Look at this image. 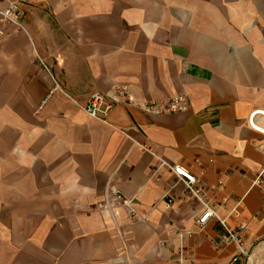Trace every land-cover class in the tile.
I'll use <instances>...</instances> for the list:
<instances>
[{
  "label": "crops",
  "instance_id": "0c3cea01",
  "mask_svg": "<svg viewBox=\"0 0 264 264\" xmlns=\"http://www.w3.org/2000/svg\"><path fill=\"white\" fill-rule=\"evenodd\" d=\"M20 20L0 24V103L19 113L11 160L0 148V264H231L218 240L241 224L264 264V0H23ZM116 85L189 107L120 102L105 124L78 106ZM204 203L219 220L200 226Z\"/></svg>",
  "mask_w": 264,
  "mask_h": 264
},
{
  "label": "built area",
  "instance_id": "2783aa9c",
  "mask_svg": "<svg viewBox=\"0 0 264 264\" xmlns=\"http://www.w3.org/2000/svg\"><path fill=\"white\" fill-rule=\"evenodd\" d=\"M22 5L23 0H0V24L8 23L13 26L22 27L20 20L22 15ZM120 102L136 105L145 112L155 114L185 111L189 107V99L185 94H175L174 96L163 99L140 101L134 98L131 90L125 85H116L104 92L94 90L90 93L88 101L85 104L78 106L90 117L105 124H109L108 114L111 112L113 107ZM258 129L264 137V129ZM171 170L184 182L186 186V194L203 202L202 192L194 186L196 181L195 176L181 165L172 166ZM256 183L259 184V181L257 180ZM114 194L120 204L125 208L130 220L137 222L145 219V216L137 212L132 199L124 198L119 192H114ZM171 202L172 200H168L166 204L169 205ZM204 206V211L197 219L198 225H203L210 217H215L219 220L217 213L213 208L209 207L205 203ZM245 228L246 225L241 224L235 231L228 229L226 234L218 240L219 243H233L236 245L237 255L231 259V264H235L239 258L243 259L244 264H255L251 254L241 242L240 236ZM182 235L183 234H179V236Z\"/></svg>",
  "mask_w": 264,
  "mask_h": 264
},
{
  "label": "rangeland",
  "instance_id": "374dc122",
  "mask_svg": "<svg viewBox=\"0 0 264 264\" xmlns=\"http://www.w3.org/2000/svg\"><path fill=\"white\" fill-rule=\"evenodd\" d=\"M4 100L0 103V148L4 150L3 158L4 162L7 160H11V127H13L18 120L16 117L19 113L17 110L18 104L11 103L5 100V98H10L9 96H3ZM13 153H17V150L14 149ZM1 162V161H0ZM8 166L2 167L0 165V208L2 206V202L5 196L9 195L10 182L9 179H3L2 175L5 174ZM9 175V171L6 173ZM17 185V184H15ZM17 215V214H16ZM15 215V216H16ZM1 218V217H0ZM16 221V217L14 218ZM18 220L26 221L22 214H18Z\"/></svg>",
  "mask_w": 264,
  "mask_h": 264
}]
</instances>
